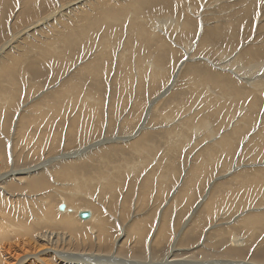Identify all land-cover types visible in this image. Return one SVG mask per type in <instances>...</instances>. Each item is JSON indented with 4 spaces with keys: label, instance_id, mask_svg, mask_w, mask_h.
Wrapping results in <instances>:
<instances>
[{
    "label": "rangeland",
    "instance_id": "rangeland-1",
    "mask_svg": "<svg viewBox=\"0 0 264 264\" xmlns=\"http://www.w3.org/2000/svg\"><path fill=\"white\" fill-rule=\"evenodd\" d=\"M82 1L0 0V58L13 64L0 71V177L33 170L2 183L0 212L38 221L46 204L74 221L52 226L74 258L264 264V0H91L86 21L71 17ZM34 28L41 40L18 39ZM84 156L64 182L49 172ZM38 250L21 260L40 263Z\"/></svg>",
    "mask_w": 264,
    "mask_h": 264
},
{
    "label": "bare ground",
    "instance_id": "bare-ground-1",
    "mask_svg": "<svg viewBox=\"0 0 264 264\" xmlns=\"http://www.w3.org/2000/svg\"><path fill=\"white\" fill-rule=\"evenodd\" d=\"M93 1H95V0H93ZM98 1H100V0H98ZM108 1V0H107ZM106 2V1H105ZM108 2H110V1H108ZM151 2V1H150ZM93 2L91 1V0H84V1H82L81 2V4H80V2H79V4H80V6H76L75 7V9H74V12L71 14L72 16L71 17H73L74 18V13L76 12V13H79V14H81V16L82 17H84V21H86L87 20V16H88V13L91 11L92 13H93V11H94V5L97 7V8H99V7H101L100 6V4H101V2H97V3H95L94 5L92 4ZM145 3V2H144ZM148 3V2H147ZM104 4H106V3H104ZM108 4V3H107ZM141 4V3H140ZM166 5V4H165ZM113 7V6H112ZM153 7V6H152ZM43 8V7H42ZM120 8V7H119ZM127 8V7H126ZM111 9V10H110ZM121 9H123V8H121ZM132 9V8H131ZM133 9L135 10V8L133 7ZM103 12L102 13H106V14H108L110 17H112L113 19L114 18H116V17H118V15L119 14H121V13H117L114 17H113V15L116 13L115 11V9H113V8H110V6H105V7H103ZM124 10H126V9H124ZM128 10V9H127ZM121 12V11H120ZM147 12H149V11H147ZM60 13V12H59ZM58 13V14H59ZM75 13V14H76ZM78 14V15H79ZM111 14V15H110ZM235 14V13H234ZM55 15H57V14H53V16H51L52 18L55 16ZM65 15V14H64ZM77 15V16H78ZM63 16V14H61L60 13V16L59 17H62ZM76 16V17H77ZM133 16V15H132ZM139 16V15H138ZM50 17V18H51ZM66 17V16H65ZM77 18H80V17H77ZM44 19V18H43ZM57 19V21L58 22H60V19L57 17L56 18ZM55 18H54V20H56ZM59 19V20H58ZM64 19V18H63ZM66 19V18H65ZM67 19H71L70 17L68 18V16H67ZM143 19H144V17H143ZM231 19V18H230ZM77 20V19H76ZM75 20V21H76ZM79 20V19H78ZM49 21V20H48ZM48 21H45L43 24H46V28H48V27H50V24H52L50 21V23L48 22ZM68 21V20H67ZM66 21V22H67ZM74 21V20H73ZM79 22V21H78ZM144 22V21H143ZM68 23V22H67ZM66 23V24H67ZM73 23V22H72ZM81 23V22H80ZM43 24H41V25H43ZM68 24H71V23H68ZM75 24V23H74ZM40 27V26H39ZM42 27V26H41ZM43 27H45V26H43ZM36 28V27H35ZM34 28V29H35ZM41 29V28H40ZM51 29V28H50ZM29 31H31L30 29H28ZM42 30V29H41ZM44 30V29H43ZM47 30V29H46ZM48 30H49V28H48ZM50 31V30H49ZM48 32V31H47ZM51 32V31H50ZM22 33H25V32H22ZM29 32L27 31L25 34H20V36H19V38L18 39H20L23 35L24 36H30V37H32L35 41H37V40H41L44 36L42 35V33L40 34L38 31H36V29H35V31L33 32V33H31V34H28ZM68 33V32H67ZM22 35V36H21ZM51 36V35H50ZM71 36H72V34H71ZM25 37V38H26ZM24 38V37H23ZM61 38V37H60ZM68 38V37H67ZM71 38V37H70ZM17 39V41H19ZM46 41H47V43H48V45H49V42L50 41H48L47 40V38L45 39ZM61 40V39H60ZM57 41H58V39H57ZM63 41V40H62ZM52 42V41H51ZM51 42H50V44H51ZM59 42V41H58ZM45 43V42H44ZM54 44H55V42H53ZM53 43H52V45H53ZM59 43H62V42H59ZM51 46V45H50ZM56 45H54V46H52L53 48V50H54V47H55ZM59 46H61L60 44H59ZM17 47V46H16ZM15 46H12V47H10L9 48V50L11 51V50H14L15 48H16ZM56 47H58V46H56ZM62 48H63V45H62ZM50 49H51V47H50ZM59 50H62V49H59ZM2 52V51H1ZM0 52V53H1ZM69 52V48H66V53H68ZM2 55H4V54H6L4 51L1 53ZM0 54V55H1ZM1 55V56H2ZM13 55V54H12ZM3 57V56H2ZM225 57V56H224ZM8 59V58H7ZM13 60V63H16V60H18V59H12ZM3 61V60H2ZM1 61V58H0V71H2L3 70V68L4 69H6L7 67H8V69H6L5 71H10L9 69H10V67H11V65H13V64H11L10 65V63H12V62H10L11 61V59H10V61L7 63H4V62H2ZM18 63V62H17ZM35 63H33L32 65L33 66H35L34 65ZM10 65V66H9ZM89 67H91V66H89ZM32 69V68H31ZM36 71L35 72H37L38 71V69H39V67H36ZM3 72V71H2ZM10 74V73H9ZM247 75V74H246ZM7 76V75H6ZM153 81V80H152ZM253 83H254V81H253ZM210 85V84H209ZM254 85V84H253ZM251 86V85H250ZM258 88H259V86H258ZM260 90H261V88H260ZM264 97V96H263ZM235 99H236V96L234 97ZM249 102V101H248ZM151 105V104H150ZM250 105V104H249ZM25 123V122H24ZM71 123V122H70ZM24 125V124H23ZM135 127V126H134ZM264 127V126H263ZM261 129H262V127H261ZM263 131V130H262ZM25 132H26V130H25ZM140 131H137V134H135L134 136H133V138H135L136 136H138V138H135V140H134V143L132 144V149H135V151H137V150H139L138 148H141V147H143L144 146V143L146 144V142H145V139H146V135H143V133L141 132V134L142 135H139L138 133H139ZM164 135V134H163ZM138 139V140H137ZM148 139V138H147ZM115 143V142H114ZM214 145H215V143H213ZM113 146L115 145V144H112ZM117 145V144H116ZM148 146V145H147ZM107 149H109V151L111 150V149H114V148H111V147H109L108 148V145L106 146V150ZM214 151V150H213ZM138 152H140V151H138ZM137 152V153H138ZM121 154V153H120ZM106 156V154H103V157H105ZM138 156H139V154H138ZM71 157V156H70ZM85 156L84 157H82V158H80L78 161H73V163H71V165L70 164H66V166H64V168H63V165H55V167H50L49 168V172L52 174V175H54V177L56 178V180L58 181V182H64L65 181V177L64 176H70V169H77L76 167L81 163V162H83L84 160H85ZM0 159H1V157H0ZM75 162V163H74ZM49 163V162H48ZM44 164V163H43ZM47 164V163H46ZM45 164V165H46ZM125 165V164H124ZM52 166V165H51ZM129 167V166H128ZM133 167V166H132ZM136 167V166H135ZM38 168V167H37ZM84 169H86V168H84ZM130 169H131V165H130ZM34 171H36V170H34ZM31 172H33V170H31V171H29V172H26L25 174H23L19 179H17V180H12L13 178H12V176H10L11 175V173H13V171H9L8 173H6V174H4L2 177H0V191L3 189L4 191H5V189H4V186H2V183L3 184H5L6 182H8V181H14V183H11V184H9V185H11L12 186V184L14 185V184H16L17 182H19V181H23V180H21V179H23V177L25 176V175H27V174H31ZM123 172V171H122ZM19 174H21V173H19ZM35 174V173H34ZM119 174H121V173H119ZM36 175H38V173L36 174ZM101 178H100V189H101V184H107V183H109L108 182V179H109V177H110V174L108 175V177H107V175H105V173H101ZM30 177V179H31V181L29 182V184L30 185H32V186H36V187H38V188H42L44 185H45V183H44V179H45V177L46 176H44L43 177V175H40V176H35V175H33L32 177H31V175L29 176ZM239 176H237V178H238ZM26 178H28V177H26ZM58 178L60 179V180H58ZM90 178V176H88V178H86V179H84L83 180V182L81 183V184H83L87 179H89ZM74 179V178H73ZM77 179H83L82 178V176H79ZM110 181V180H109ZM56 182V181H55ZM50 183V182H49ZM71 183H73V184H71V186L72 185H77L78 184V182L77 181H75V182H71ZM97 183H99V181L96 179L95 180V184H97ZM52 186L54 185V183L53 182H51L50 183ZM70 185V184H69ZM93 185V184H92ZM187 186H188V183H187ZM64 187V189H65V187L66 186H63ZM109 184H107V185H105V188H106V190L108 189L109 190ZM55 188V190L58 192V191H61V190H59V188H56V187H54ZM111 188V187H110ZM90 189L92 190H94L95 189V185L94 186H91L90 187ZM89 189V190H90ZM96 190V189H95ZM95 190H94V192H95ZM99 190V189H98ZM100 191V190H99ZM110 191V190H109ZM101 192V191H100ZM186 192V191H185ZM89 193H90V191H89ZM187 193V192H186ZM88 194V193H87ZM92 194V193H91ZM72 195H74V194H72ZM182 196V195H181ZM90 197V196H89ZM106 197V196H105ZM187 197V196H186ZM72 204V203H71ZM88 204V203H87ZM105 204V203H104ZM41 206V210H40V213H41V211H43L41 214H39L40 216L38 217V221L37 220H35V217L36 216H34L33 214H32V216L33 217H31L30 218V215H26L27 213H29V211H27L26 213H25V211H21V210H23V207L21 208V210L20 211H18V212H20L21 214H17V215H21V218H20V220L18 221V219L16 220V219H14V217H13V214L15 213V212H13V211H9V209H8V211L7 210H5V209H3V211L4 212H0V264H55L54 262H56V263H59V264H95V263H100V264H106L107 263V261H108V264H110V256H103V257H96L95 259L93 258H87L86 257V255H81L82 257H79V256H77L76 258H74L73 256H70L69 254L67 255V252H69L68 251V249L67 250H64V249H62V247H63V244H64V246H65V244L68 242H71V240H72V237H71V235L70 234H65V233H59L56 229H54L52 226H56V224L58 225V228L59 227H63V225L65 224L66 225V227H71L70 226V224H72V223H74V221L73 222H71L70 223V221H69V218H68V221L65 223V221H66V219H58V218H56V217H54V214L51 212V210H50V207H47L46 206V204H40ZM12 207V206H11ZM57 207V206H56ZM72 207V206H71ZM10 208V207H9ZM13 209V208H12ZM39 209V208H38ZM59 210V209H58ZM93 210V209H92ZM16 211V210H15ZM17 211H16V213H17ZM82 211H87V210H81V211H72V210H70V209H68V208H66V205H65V210L63 211V212H66V213H73L74 212V215L77 217V214H78V212H82ZM97 211V210H96ZM32 211H30V213H31ZM56 212V211H55ZM89 212H90V209H89ZM91 213V212H90ZM24 216V217H23ZM19 217V216H18ZM22 217L25 219L24 221H22L23 219H22ZM67 218V217H66ZM78 218V217H77ZM71 219V218H70ZM94 218H93V216H92V214L90 215V218H89V220H87V221H85V222H88V221H90L91 222V220H93ZM95 221V220H94ZM93 221V222H94ZM102 221V220H101ZM85 222H83L84 224H86ZM92 223V222H91ZM39 226H45V227H41V229H39ZM47 227V228H46ZM94 227V226H93ZM50 228V229H49ZM57 228V229H58ZM98 228V227H97ZM130 228V227H129ZM63 229V228H62ZM102 229V228H101ZM104 230V229H103ZM131 230V229H130ZM134 230V229H133ZM93 231V230H92ZM91 231V232H92ZM102 231V230H101ZM132 231V230H131ZM92 235V234H91ZM99 236V235H98ZM102 236V235H101ZM105 236V235H104ZM98 239V237H96V234H95V241ZM100 239V238H99ZM102 239H103V237H102ZM99 242V241H98ZM124 242V241H123ZM37 249H39L41 252H40V254L43 256L42 258H40L38 255H37V257H39V262L40 263H36V262H32V261H30V260H28L27 258H25V259H23V260H21V257H22V255H23V252H26V253H28L29 251H31V250H37ZM38 250V251H39ZM30 253V252H29ZM31 253H33V251H31ZM36 253V252H35ZM83 253H85V252H83ZM34 254V253H33ZM78 254V253H77ZM86 254H88L89 255V253H86ZM109 254V253H108ZM51 255V256H50ZM94 255V254H93ZM91 256V255H90ZM116 255H114V256H111L112 258H115V259H118L117 257H115ZM25 257V256H24ZM28 257V256H27ZM31 256L29 255V258H30ZM34 257V256H33ZM49 257H51L52 258V260L50 259V260H47L46 258H49ZM66 257V258H65ZM68 257H72V261H70V262H67V260H68ZM176 258H178V257H176ZM174 256H172L168 261H167V263L168 264H172V263H174V262H176V260L177 261H182L181 259H176ZM38 260V259H37ZM36 260V261H37ZM70 260V259H69ZM27 261H30V262H27ZM34 261V260H33ZM52 261H53V263H52ZM91 262V263H90ZM106 262V263H105ZM112 262V261H111ZM187 262V261H186ZM120 264V263H119ZM149 264H151V263H149ZM190 264V263H189ZM192 264V263H191Z\"/></svg>",
    "mask_w": 264,
    "mask_h": 264
},
{
    "label": "water",
    "instance_id": "water-1",
    "mask_svg": "<svg viewBox=\"0 0 264 264\" xmlns=\"http://www.w3.org/2000/svg\"><path fill=\"white\" fill-rule=\"evenodd\" d=\"M60 212H63L65 210V206L63 204H61L58 207ZM91 213L89 211H82V212H78L77 217L82 220V221H87L90 218Z\"/></svg>",
    "mask_w": 264,
    "mask_h": 264
}]
</instances>
